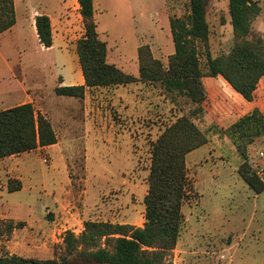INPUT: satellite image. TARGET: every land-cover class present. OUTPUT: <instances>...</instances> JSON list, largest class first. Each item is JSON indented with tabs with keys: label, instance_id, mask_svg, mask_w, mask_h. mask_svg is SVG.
Returning a JSON list of instances; mask_svg holds the SVG:
<instances>
[{
	"label": "rangeland",
	"instance_id": "rangeland-1",
	"mask_svg": "<svg viewBox=\"0 0 264 264\" xmlns=\"http://www.w3.org/2000/svg\"><path fill=\"white\" fill-rule=\"evenodd\" d=\"M16 1L18 31L16 35L0 33V111L22 101L25 97L22 90L27 89L36 113L47 111L52 116L60 142L47 155L23 153L13 159L21 170L16 176L24 178L25 188L14 193L0 191V214L27 219L33 209L38 225L48 223L46 212L55 209L56 194L67 189L70 175L75 193L79 196L85 192V207L112 211L115 221L140 225L152 144L168 126L187 116L206 135L208 143L186 157L196 194L182 207L181 236L169 257L173 264H264V191L256 192L240 173L244 164L254 170L264 169V158L259 157L264 152V134L245 144L238 143L231 131L235 123L255 110L264 124V78L251 103L235 93L223 78H205L207 99L199 113L195 112L197 105L183 98L172 100L151 84L100 87L105 92L102 97L108 113L84 132L80 118L72 113L79 105L75 106L69 97L56 95L61 77L55 73L51 56L28 27V19L39 9L58 11L67 0ZM94 3L101 39L110 50L121 52L116 61L111 53L110 63L138 77L137 47L142 45L149 46L153 56L168 67L175 50L166 19L188 14L189 0H94ZM208 21L213 57L228 54L234 45L228 3L211 0ZM255 21L254 34L264 38V15L258 24ZM77 37L76 32L72 41ZM10 180L15 181V186L18 179ZM32 191L38 193L37 199L29 205ZM7 221L14 222L0 218L1 230ZM12 234L4 233L0 238L4 252H8L6 243ZM56 245L59 244L45 247L39 257H54Z\"/></svg>",
	"mask_w": 264,
	"mask_h": 264
},
{
	"label": "trees",
	"instance_id": "trees-1",
	"mask_svg": "<svg viewBox=\"0 0 264 264\" xmlns=\"http://www.w3.org/2000/svg\"><path fill=\"white\" fill-rule=\"evenodd\" d=\"M78 3L85 32L77 41V54L85 84L59 86L55 90L57 96L83 99L86 88L141 82L159 87L172 100L186 99L198 106L195 112L199 113L207 99L205 78L222 77L245 101H254L260 80L264 78V38L252 30L253 22L262 12L259 2L227 0L234 45L228 54L213 57L208 21L211 0H189L188 14L170 18L175 51L168 67L153 56L149 46H141L138 50L139 77L126 74L108 62L107 44L100 38L94 18V0H78ZM15 24L14 0H0V33ZM34 27L42 49H52L54 33L49 15L37 14ZM231 131L238 143L251 144L264 134V124L255 110L235 123ZM57 143L51 122L36 113L32 103L0 112V161ZM207 143L208 138L192 119L182 116L152 144L142 227L87 221L80 234L65 232L63 243L54 247L51 259L11 255L0 248V264H173L169 253L176 248L181 236L182 207L196 194L186 157ZM240 173L256 192L264 191V183L256 170L244 164ZM16 181L14 186L15 181L9 180L10 193L22 189L21 182ZM23 225L5 222L4 230L0 228V238Z\"/></svg>",
	"mask_w": 264,
	"mask_h": 264
},
{
	"label": "crops",
	"instance_id": "crops-1",
	"mask_svg": "<svg viewBox=\"0 0 264 264\" xmlns=\"http://www.w3.org/2000/svg\"><path fill=\"white\" fill-rule=\"evenodd\" d=\"M220 1L227 3V0H220ZM253 1L259 2L262 8L261 15L255 21V25H256L259 23L261 17L264 15V0H253ZM14 4H15V12H16L18 8V3L16 0H14ZM37 14H47L51 18L53 33H54V47L50 50L45 51V53H48L51 56L52 58L51 64L55 69V73L61 77V82L59 86L84 85L85 79L82 73V69L77 54V41L83 36L85 29H84L82 16L80 14V5L78 3V0H67L66 2H64L60 10L58 11L52 10L50 8L47 9L46 7L44 9V7H42L41 9H39V11L36 12V14L32 18L28 19L29 30L31 31L32 35L36 40H37V35L34 27V17ZM163 14L165 18V14H166L165 5H164ZM94 18L96 20L95 3H94ZM158 23H156V25H158ZM166 23L170 25V18L166 19ZM17 26H18V20L16 19V24L10 30L1 34L9 33L16 35V32L18 31ZM56 29L58 31L57 35H56ZM161 31H163V28H161ZM76 32L78 33V37L74 41H72V35ZM141 46L137 47L138 50ZM107 48H108V55H107L108 62L110 63L109 59L112 56L111 53H114L115 55L114 59L116 61L117 57L121 55V52L120 51L115 52L112 49L110 50L108 44H107ZM20 54H22L21 51ZM110 64L117 66L116 63H110ZM115 87L117 88L118 86ZM102 89L103 88H86L84 99L70 98L72 99V101H74L75 106L79 105L76 108L74 107L72 113L74 114L75 118H80L79 120L80 125L84 130V132L88 129L89 125H92L97 121H99L102 118L101 115L105 116L108 113L105 111L106 105L102 97L103 93L105 92H103ZM22 91L25 95L24 99L22 101H18V104L8 107L7 109L25 103H32L31 97L28 94V90L23 89ZM41 113L51 122L53 129L56 132L52 116L49 114V112L42 111ZM67 125L68 122L64 123L63 124L64 128H67ZM57 137H58V143L56 145L39 148L30 153H39L41 155H47L52 148L59 145L60 141L58 134ZM21 155L22 154L6 157L0 161V166H2V170L0 171L1 193H3L2 190L8 191L9 180L15 178L22 182L23 187L20 191L24 190L25 188L24 178H22L21 175L16 176L19 173H21V170L19 169V166L14 164V160H13L16 159L17 157H20ZM43 161H47V160H43ZM64 167L67 168L68 171V167L66 164L64 165ZM31 187L30 189L32 190ZM35 192L32 191V196H31L32 202L29 205L34 204L35 200L37 199L38 193ZM84 194L85 192H82L78 196L75 193L73 179L69 175V184L67 186V189L64 190V192H60L59 194H56L54 200L55 209L53 210L48 209L46 212V219L48 223H43L41 225H38V221H36L35 218V211L33 209L29 210L27 219L13 217L10 214H5V213L0 214L1 219H11L16 223L18 222L24 223V226L22 228L16 229L13 232L12 239L8 243H6L8 253L11 255L15 254L25 258L44 259L39 257V255L45 249V247L50 246V244H62L64 234L68 230L73 231L75 234H80L84 230V223L87 221H101V219L103 218L104 219L103 222H109L110 220L111 223L128 224L135 226V224H133L132 222L115 221L113 216L114 212L112 211L102 210L98 207L96 209L85 207V201L83 200ZM125 214L128 213L125 212ZM129 219H132V217L131 218L129 217ZM133 219H137V218L133 217ZM144 222H145V218H143L141 224L136 227H142ZM47 259H51V258H47Z\"/></svg>",
	"mask_w": 264,
	"mask_h": 264
},
{
	"label": "built area",
	"instance_id": "built-area-1",
	"mask_svg": "<svg viewBox=\"0 0 264 264\" xmlns=\"http://www.w3.org/2000/svg\"><path fill=\"white\" fill-rule=\"evenodd\" d=\"M259 157L264 158V152H260ZM256 173H257V176L259 177V179L264 183V169H257Z\"/></svg>",
	"mask_w": 264,
	"mask_h": 264
}]
</instances>
